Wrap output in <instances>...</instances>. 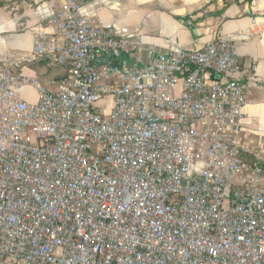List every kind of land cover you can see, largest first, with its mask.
I'll use <instances>...</instances> for the list:
<instances>
[{"label": "built area", "instance_id": "2783aa9c", "mask_svg": "<svg viewBox=\"0 0 264 264\" xmlns=\"http://www.w3.org/2000/svg\"><path fill=\"white\" fill-rule=\"evenodd\" d=\"M58 1L0 69V264H264L237 39L163 52L94 20L116 1ZM42 60L56 91L22 73Z\"/></svg>", "mask_w": 264, "mask_h": 264}, {"label": "crops", "instance_id": "0c3cea01", "mask_svg": "<svg viewBox=\"0 0 264 264\" xmlns=\"http://www.w3.org/2000/svg\"><path fill=\"white\" fill-rule=\"evenodd\" d=\"M115 1L98 10L94 20L115 28L121 37L140 36L163 52L172 45L194 51L223 36L236 38L245 69L258 68V80L247 92L241 140L251 150L264 144V0H111ZM60 6L58 0H0V69L10 54L32 50L33 31ZM40 31L55 34L52 28ZM44 65L55 68L42 60L22 73L38 79ZM55 69L58 73L43 79L50 91L58 90L65 73ZM34 92L32 102L38 100Z\"/></svg>", "mask_w": 264, "mask_h": 264}, {"label": "rangeland", "instance_id": "374dc122", "mask_svg": "<svg viewBox=\"0 0 264 264\" xmlns=\"http://www.w3.org/2000/svg\"><path fill=\"white\" fill-rule=\"evenodd\" d=\"M42 67H44L45 70L42 69V71L38 72L39 73L38 79H39V82L44 87H46L45 84H44V82H43L44 81L43 80L44 77L52 76L53 74L55 75V73H58L59 70L58 69H55V68H50V67L45 66V65L42 66ZM45 72L46 73H49V74L46 75ZM19 92H20V94H21V96L23 97L24 100H26L28 102H32L34 100L35 92H34V90L32 88H24V89H21Z\"/></svg>", "mask_w": 264, "mask_h": 264}, {"label": "water", "instance_id": "95a60500", "mask_svg": "<svg viewBox=\"0 0 264 264\" xmlns=\"http://www.w3.org/2000/svg\"><path fill=\"white\" fill-rule=\"evenodd\" d=\"M109 58H110V56H109Z\"/></svg>", "mask_w": 264, "mask_h": 264}]
</instances>
